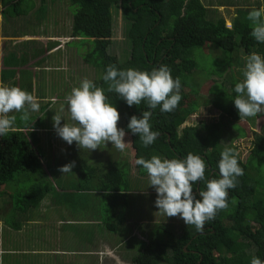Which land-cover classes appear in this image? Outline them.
Segmentation results:
<instances>
[{"label":"trees","instance_id":"obj_1","mask_svg":"<svg viewBox=\"0 0 264 264\" xmlns=\"http://www.w3.org/2000/svg\"><path fill=\"white\" fill-rule=\"evenodd\" d=\"M25 1L1 0L0 15L4 16L8 7H14L13 14L31 17L28 13L35 9V5L30 4L22 10ZM40 1L43 4L47 0ZM69 1L78 6L72 25L73 37H86L94 44L93 51L84 57V62L100 70V78L93 81L97 86L107 89L102 77L110 64L116 65L120 70L135 68L142 71L167 65L171 69L173 78L179 77L181 80L182 99L176 110L171 113H162L159 107L151 110L152 130L158 131L160 136L148 147L143 146L138 134L133 135L127 128L131 116H142L144 110H149L147 105L142 102L139 106L130 107L116 93H106L124 121L122 128L127 133L125 141L131 142L127 148L131 152L132 165L138 173V180H133L134 177H131L129 166L119 167L118 163L112 160L106 163L97 162L96 150L92 152L81 150L75 142L68 147V151L74 150L73 156L78 157L79 190L86 191L90 186L97 185L98 190H95V194L102 197V205L95 209L104 211L108 198L114 197L117 202L120 200L116 204V220L119 224L116 226L110 223L108 225L110 231H117L124 223L130 208V193L134 186H138L139 181L143 182L142 177H145L151 187L149 180L146 179L148 176L146 171L135 163L140 157L150 159L152 155H158L168 159H183L191 152L204 158L207 165L206 179H218L220 154L226 148L221 143L222 135L228 134L227 138L230 140L228 148H232L237 154L238 150L234 142L245 137L237 132L234 133L235 130L226 129L224 132L227 126L223 121L229 118L238 123H246L239 126L245 129L247 136L254 137L253 147L247 160L244 162L238 154V163L244 169V175L238 177L236 188L229 190L228 208L219 211L214 220L207 222L203 232H197L194 226L185 224L179 237L166 230L169 236L168 242L157 239L141 240L140 252L133 259V264H250L253 256L264 260L263 128L261 125L257 130L255 128V131L248 128L247 121L240 120L234 108L224 109V106L216 100L214 105L222 112L218 122L202 121L196 125L182 127L198 112V106L192 102L194 97L191 95V93L197 95L196 89L192 81L186 79V73L192 75L197 68V63L188 55L190 49L202 48L212 43L225 51L233 52L240 46L247 55L257 52L264 56V44L258 43L250 35L251 22L246 17L252 9L244 6L238 8V16L234 18L232 28H228L225 19L215 20L209 17V9L201 0ZM114 6L118 7L117 10L121 12L123 20L129 26L127 36L131 53L129 60L124 63L116 56L108 54V49L113 43ZM2 63L5 67L8 64L5 60ZM241 81L235 79L232 83V100L237 95L234 92L235 84ZM49 105L50 103L44 105L45 109ZM41 123V120H38V126ZM29 124L25 127L30 129L32 125ZM39 142L37 136L26 137L17 126H14L7 135L0 136V195L4 200L7 198V204L14 206L15 213H19L23 219L20 223H12L11 227L15 231L21 229L23 222L28 221L27 212L37 210L48 195L54 194L56 203L62 199L70 201L75 195V191H64L63 195L52 193L56 189L53 183H36L26 188L27 191L21 188L9 192L8 186L18 182L15 179L16 175L28 178L31 175L42 174V179L51 176L59 179L68 177L69 173L60 175L59 164L52 167L55 162L53 153L52 157L47 159V163H51L48 166L51 172L48 171L44 175L45 167L42 160L46 157V153ZM151 188L155 190L154 187ZM204 188V182L194 185L197 196L198 190Z\"/></svg>","mask_w":264,"mask_h":264},{"label":"rangeland","instance_id":"obj_2","mask_svg":"<svg viewBox=\"0 0 264 264\" xmlns=\"http://www.w3.org/2000/svg\"><path fill=\"white\" fill-rule=\"evenodd\" d=\"M211 1L216 5L222 3L230 6L229 3H232L233 0ZM201 2L209 4V0H201ZM243 2L245 0L241 1V3ZM249 2L254 3V0H249ZM30 4L35 5V9L28 13L31 15V19L29 16L25 17L26 15L13 14L14 7H8L7 12L3 16L4 24L0 26V35L3 34L10 37L8 41L3 43H5L7 50L11 51V56L5 55L4 60L10 61L11 68L14 71L18 70L19 73L15 76V81H9L11 83L3 81L2 84L18 86L33 93L35 96L47 98V100L37 98V102L40 104L39 111L32 112L31 118L27 123L19 119V113H13L17 116L14 126H17L26 137L37 136L40 139V146L42 145L46 153V157L42 160V164L45 167L44 175L48 171L51 172L48 167L51 163H47V159L52 157V153L55 155V162L52 167L55 164H59L61 167L71 161H75L76 166L72 169L73 172L63 179L53 176L42 179V174L31 175L28 178L16 175L15 179L18 182L11 183L8 186V190L10 192L13 189L24 188L27 191L30 186L36 183H53L56 189L52 193L63 195L64 191H75V195L70 201L62 199L55 205H53L55 203L54 194L48 195L41 203L40 208L27 212V219L33 218L34 212L39 215H35V219L30 221V225L23 224L25 227L20 232L14 231L11 225L14 222L20 223L23 220L21 215L15 213L14 206L7 204V198L4 200L2 195H0L2 197L0 198V219L5 224V229H2L0 224V264H52V258H54L53 256L56 253L55 249H63L64 244L67 245V249L71 247L89 249L99 243L97 245L99 251L104 245L101 241H108L109 243L120 242L122 245L128 242L123 250H134L136 251L134 253L135 256L140 252L141 240L138 239L139 235L134 237L125 235L124 228L130 224L129 222L136 226V230L140 232L138 223L144 220L142 233L144 240L157 239L161 242H168L169 236L166 230L179 237L182 227L185 225L184 221L179 217L167 218L166 215L158 212L159 210L155 206L157 193L153 188L149 187L145 177H142L143 182L139 181L138 186H134L132 191V198L137 200V211L131 217L125 219L123 225H120L117 231H110L107 227L109 223L116 226L119 224L114 219L115 215L113 212L110 210L109 213L103 214L101 210L95 209L102 205V197L95 194V190H98L96 189L97 185L90 186L87 189L90 191H81L77 187L80 176L77 174L78 157L76 155L73 156L74 150L68 151L69 145L57 135L52 117L56 112H60L62 116L67 117V105L60 100H65L66 95L70 93L73 87H78L85 78L92 81L100 78V70L84 62V57L93 51L94 44L86 37L72 38L73 19L78 6L73 5L69 0H47L43 4L40 0H26L22 10ZM1 6L2 2L0 0ZM258 6L257 8H259ZM15 8L17 7L15 6ZM117 9V6L113 7L114 35L108 54L116 56L120 62L124 63L129 60L131 53V45L127 36L129 26ZM43 34L46 35L47 40L43 39ZM56 37L61 39L59 44L55 40ZM237 42H239L238 37ZM52 49L55 51L65 49V51L55 52V55L51 57ZM188 55L197 63L195 72L192 75L186 73V79H190L194 89H196L195 93L197 95L194 93H191V95L194 97L192 102L198 106V112L183 126L196 125L202 121L207 123L218 122L222 112L215 107L214 100L219 101L224 106V109L234 108L238 112L231 97V88L235 79H243L240 71L245 67L246 57L248 56L243 48L239 46L236 50L230 52L209 43L202 48L190 49ZM47 62L51 63L50 67H53V69H42ZM31 63L37 64L36 73L27 69V65ZM31 68L34 67L31 66ZM66 88L69 91H66ZM47 103H50V105L45 109L44 105ZM61 108H64L63 112H61ZM244 119L247 121L248 128L250 127L255 131V128L257 130L259 125H261L264 131V113ZM38 120L42 122L39 126ZM66 122V120H62L61 125ZM223 123L227 126L224 128V132L226 129L227 131L235 130L234 133L237 132L245 136L236 140L237 143H235L236 146L239 144L240 156L245 162L253 147V135L247 136L245 129L239 126V124L246 123H238L229 118H226ZM27 124L32 125L30 129L25 127ZM123 124L124 121L121 118L118 127L122 128ZM234 133L232 131V134ZM227 137V133L222 135L221 143L225 147H228L230 143ZM102 147V150H96L98 152L96 154L97 162L106 163L112 160L117 162L119 167L129 166L131 177H134L133 180H138L139 176L132 165L133 158L128 148L124 152H120L112 147L111 143ZM262 170V175L264 176V167ZM59 173L61 176L63 175L60 171ZM64 175L67 174L65 173ZM46 177L48 176L46 175ZM146 179L149 180V177L147 176ZM111 199H107V206L105 202L104 206H106L107 210L112 205ZM131 207L128 215H130ZM67 212L71 215L84 217L87 225H83L80 228L74 222L64 223L60 218H65ZM96 223L105 224L107 231L104 234H98L95 231H84L87 228L91 230L99 229L100 226ZM9 224L10 226H6ZM62 226L66 228L65 238L67 241L61 243L60 247L55 248L54 246L61 241L65 234L61 229ZM76 227H79V230H74ZM161 227L164 229H160ZM9 248L15 252H7ZM100 250L102 251L103 249L101 248ZM57 258H59L61 264H73L74 261L83 259V257L81 259H64L60 256H57Z\"/></svg>","mask_w":264,"mask_h":264},{"label":"clouds","instance_id":"obj_3","mask_svg":"<svg viewBox=\"0 0 264 264\" xmlns=\"http://www.w3.org/2000/svg\"><path fill=\"white\" fill-rule=\"evenodd\" d=\"M246 19L251 22L250 35L264 44V6L253 8ZM226 26L232 28V25ZM242 75V81L235 84L237 95L233 99L240 120L264 113V56L257 52L248 55ZM102 79L107 89L85 78L66 95L67 117L60 112L52 117L57 135L68 145L75 142L81 150H102L101 145L111 143L112 147L124 152L131 142L125 141L126 130L118 127L120 112L106 94L114 92L130 107L142 102L147 105L149 110H144L142 116H131L127 128L133 135H139L144 147L152 145L160 133L152 130L151 110L157 107L162 113L176 110L182 99L180 78H173L167 65L142 71L135 68L120 70L110 64ZM39 108L33 93L18 86L0 84V136L7 135L14 127L17 116L13 113H19V119L27 123L31 113ZM62 120L67 122L61 125ZM235 143L237 141L234 146ZM236 148L240 154L239 144ZM238 154L232 148H224L218 162L220 178L210 180L205 177L207 165L204 158L191 152L183 159L152 155L150 159L140 157L135 163L143 167L150 186L155 188L158 212L167 218L179 217L187 226L203 232L207 222L228 208L229 190L236 188L238 177L244 175ZM75 166L76 162L71 161L58 171L63 175L71 173ZM200 182L205 183V188L198 190V198L194 185ZM250 264H264V260L253 256Z\"/></svg>","mask_w":264,"mask_h":264},{"label":"crops","instance_id":"obj_4","mask_svg":"<svg viewBox=\"0 0 264 264\" xmlns=\"http://www.w3.org/2000/svg\"><path fill=\"white\" fill-rule=\"evenodd\" d=\"M241 1L242 0H233L232 3H229L230 6H226L225 4H222V3L219 5H216V4H213V2L211 0H209L208 5L206 3H203V4L209 9V17L210 18L215 19V20L216 19H225L226 24L229 26V25H232L234 18H236L238 16L237 15V9L238 8L244 6L246 8L253 9V8H257L258 5H259L258 7L264 6V0H254V3H250L249 0H247V1L245 0V2H243V3H241ZM29 18L31 19V17H29ZM1 24L3 26L4 19H3V16L0 15V26H1ZM72 38L76 39L73 36H72ZM9 39H10V37L8 35L7 36H5L3 34L0 35V48H1V65H0L1 82H0V84H2L3 81H5V82L15 81V76L17 75V73H19L18 70L14 71L11 68L10 61H6L8 63V64H6V67L2 63L5 55H7L9 57L11 56V51H8L6 46H5V43H3L4 41H8ZM43 39L47 40V37L45 34H43ZM55 40L58 41V44H59L61 39H59V37H56ZM65 40H67V39H65ZM58 51H65V49L64 50L59 49L57 51L52 49V52L50 53L51 57H53V55H55L54 53L58 52ZM36 65L37 64H35V63L34 64L31 63V64L27 65V69L34 71L36 73V70L38 69L36 67ZM31 66H33L34 68H31ZM40 66L42 67V65H40ZM43 66L44 67H42V69L43 68L44 69H53V67H50L51 63H48V62ZM2 71H3V73H2ZM66 71L69 72V70H67V69H66ZM11 82H9V83H11ZM36 83H37V81H36ZM5 85H8V84H5ZM66 91H69V90H67V88H66ZM36 97L41 98V99L43 98V99L47 100V98L43 97V96H41V97L36 96ZM60 101L65 102V100H63V99H61ZM130 194H131L130 207H131V205H132V207L130 209V215H128L125 219H128L129 217H131V215L135 211H137V208H138L137 200H134L132 198V192ZM119 201L118 202H117V200L115 201L114 197H112V199H111L112 205H111L110 209L107 210V208H105L104 211H102V212L106 214V213H109L111 210L113 212V214L115 215L114 219H116V204H118ZM55 204H56V201L53 205H55ZM40 206H39V208H40ZM106 206H107V203H106ZM128 212H129V209H128ZM36 214H38V213L34 212L33 218H29L28 221L23 222L21 225V229L18 230L17 232H20L23 230V228L25 227V225H23V224H29L30 225L31 224L30 221L35 219ZM60 220L64 221V223L65 222H74V223L78 224L80 228L83 225H87V221H85L86 219L84 217L78 216V215H71L68 212L66 213L65 218H63V219L60 218ZM129 221H131V220L129 219ZM129 223L130 224L124 228L125 235H129L130 237H134L135 235H139L138 239L144 240V238H142L144 220L141 223H138V225H140V232L136 230V226H133V224L131 222H129ZM0 224L2 225V229H5V224H3L1 219H0ZM96 224H98V223H96ZM98 225L100 226L99 229L91 230V229L87 228L84 231L85 232L95 231L98 234H100V233L104 234L107 231V227H108V225H110V223L107 224V227L103 223H100ZM79 227H76L74 230H79ZM61 229L65 232V234H64L63 238L61 239V241L54 246L55 248L60 247L61 243L67 241V239L65 238L66 228H64L62 226ZM80 232H81V230L79 231V234H80ZM77 237H75V238H77ZM101 242L104 244L101 247L103 249L102 251L100 250L101 248L98 251L99 247H97V245L99 243L96 245H93L89 249H78L76 247H71V248L67 249V245L64 244L63 249H58V250L55 249L56 253H55V256H53L54 258H52L51 263L52 264H61L59 261V258H57V256H60L64 259H72V258H80L81 259V257H83V259H81L79 261H74L73 264H84V263L85 264H133V259L137 256V255L134 256V253L136 251H134V250H125L124 251L123 250L124 246L128 242H125L124 245H122L120 242H112V243H109L108 241H101ZM5 252H6V250H5ZM7 252H15V251H13L12 249L9 248V250ZM83 261H84V263H83Z\"/></svg>","mask_w":264,"mask_h":264}]
</instances>
